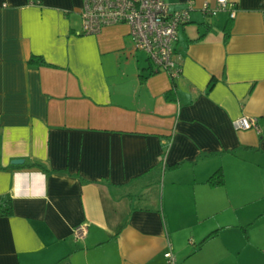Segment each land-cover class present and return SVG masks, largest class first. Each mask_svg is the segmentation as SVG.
I'll return each mask as SVG.
<instances>
[{
    "label": "crops",
    "instance_id": "0c3cea01",
    "mask_svg": "<svg viewBox=\"0 0 264 264\" xmlns=\"http://www.w3.org/2000/svg\"><path fill=\"white\" fill-rule=\"evenodd\" d=\"M193 1L173 81L84 0H0V264H264V0Z\"/></svg>",
    "mask_w": 264,
    "mask_h": 264
},
{
    "label": "built area",
    "instance_id": "2783aa9c",
    "mask_svg": "<svg viewBox=\"0 0 264 264\" xmlns=\"http://www.w3.org/2000/svg\"><path fill=\"white\" fill-rule=\"evenodd\" d=\"M195 2L189 0L187 7L172 11L165 0H84L82 28L80 34L95 35L112 25L125 24L130 27L137 50L147 54L151 64L166 71L173 81L183 73L182 56L176 50L180 29L191 21ZM208 14L228 12L235 19L238 5L230 0H217V6L205 4ZM237 130L261 132L257 120L243 116L234 121ZM86 225L75 229L74 237L80 241L87 236ZM170 264H177L172 248L165 254Z\"/></svg>",
    "mask_w": 264,
    "mask_h": 264
},
{
    "label": "trees",
    "instance_id": "16d2710c",
    "mask_svg": "<svg viewBox=\"0 0 264 264\" xmlns=\"http://www.w3.org/2000/svg\"><path fill=\"white\" fill-rule=\"evenodd\" d=\"M34 61H38V64H45V62H43L42 60H34ZM222 172L219 171L217 174V176L220 177L219 181L217 182V184H223L224 180H223V176L221 174ZM214 180V177L212 178ZM211 179V181H213ZM13 213V204H12V198L10 196H0V217H5V216H10ZM218 233V231L213 232L212 234H210L205 240L204 242L208 241L209 239H211L212 237L216 236ZM203 242V243H204Z\"/></svg>",
    "mask_w": 264,
    "mask_h": 264
},
{
    "label": "rangeland",
    "instance_id": "374dc122",
    "mask_svg": "<svg viewBox=\"0 0 264 264\" xmlns=\"http://www.w3.org/2000/svg\"><path fill=\"white\" fill-rule=\"evenodd\" d=\"M140 54H141L144 58L147 57V54H146L145 52H140ZM255 253H256V251H255ZM235 259H236L235 257H234V258H231L230 260L226 261L224 264H234L235 261H236Z\"/></svg>",
    "mask_w": 264,
    "mask_h": 264
},
{
    "label": "water",
    "instance_id": "95a60500",
    "mask_svg": "<svg viewBox=\"0 0 264 264\" xmlns=\"http://www.w3.org/2000/svg\"><path fill=\"white\" fill-rule=\"evenodd\" d=\"M24 161L23 160H16L13 162V164L19 165V164H23Z\"/></svg>",
    "mask_w": 264,
    "mask_h": 264
}]
</instances>
